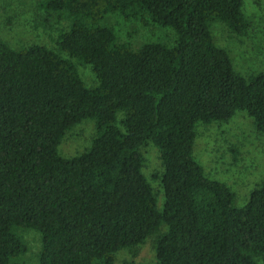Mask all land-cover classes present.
I'll return each instance as SVG.
<instances>
[{"label": "trees", "instance_id": "1", "mask_svg": "<svg viewBox=\"0 0 264 264\" xmlns=\"http://www.w3.org/2000/svg\"><path fill=\"white\" fill-rule=\"evenodd\" d=\"M242 4L40 0L43 28L68 22L57 43L67 59L0 39V264L28 252L23 230L40 234L36 264H114L118 251L151 236L152 264H264V181L235 207L230 188L206 177L193 157L199 123L228 122L242 111L264 134V72L237 73L210 32L218 22L244 35ZM110 15L169 28L174 46L132 50L103 25ZM71 60L91 68L95 87L85 86ZM88 120L89 148L61 157L63 137ZM147 143L162 166L160 210L142 173Z\"/></svg>", "mask_w": 264, "mask_h": 264}, {"label": "rangeland", "instance_id": "2", "mask_svg": "<svg viewBox=\"0 0 264 264\" xmlns=\"http://www.w3.org/2000/svg\"><path fill=\"white\" fill-rule=\"evenodd\" d=\"M40 0H0V39L14 49L30 45L44 46L56 53L58 36L68 28L61 21L51 29L41 25L42 12L37 8ZM242 12L248 29L242 36L231 33L218 22L210 26L214 43L224 49L233 64V69L242 75L264 72V0H243ZM103 25L111 27L120 42L127 43L132 50L144 44L159 43L174 46L175 34L169 28L144 27L135 21H125L119 15H110ZM67 59L65 54H60ZM76 66L86 87L93 88L97 82L89 66ZM121 115H118V122ZM119 126V125H118ZM193 157L202 167L206 177L227 185L235 194L234 206L245 205L251 191L264 181V134L258 133L251 118L238 111L228 122L196 126ZM95 135L94 123L84 121L74 126L61 140L58 153L63 158H73L87 150ZM143 157L142 173L155 193L157 207L163 206L164 195L160 184L162 166L159 153L153 144L140 148ZM163 229V228H162ZM28 245V252L15 263L36 264L41 250L40 234L33 230L19 231ZM114 264L135 261L145 264L155 262L154 236L133 249L120 250Z\"/></svg>", "mask_w": 264, "mask_h": 264}]
</instances>
